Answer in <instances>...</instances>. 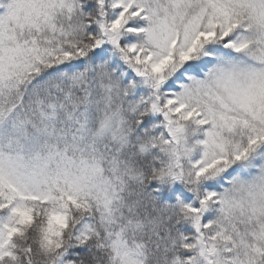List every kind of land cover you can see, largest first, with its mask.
Masks as SVG:
<instances>
[{"label":"snow or ice","instance_id":"1","mask_svg":"<svg viewBox=\"0 0 264 264\" xmlns=\"http://www.w3.org/2000/svg\"><path fill=\"white\" fill-rule=\"evenodd\" d=\"M0 264H264V0H0Z\"/></svg>","mask_w":264,"mask_h":264}]
</instances>
